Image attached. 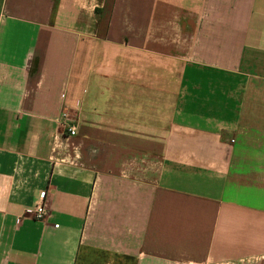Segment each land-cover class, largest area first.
<instances>
[{
  "label": "crops",
  "instance_id": "crops-1",
  "mask_svg": "<svg viewBox=\"0 0 264 264\" xmlns=\"http://www.w3.org/2000/svg\"><path fill=\"white\" fill-rule=\"evenodd\" d=\"M105 7L0 0V264H264V0Z\"/></svg>",
  "mask_w": 264,
  "mask_h": 264
},
{
  "label": "built area",
  "instance_id": "built-area-1",
  "mask_svg": "<svg viewBox=\"0 0 264 264\" xmlns=\"http://www.w3.org/2000/svg\"><path fill=\"white\" fill-rule=\"evenodd\" d=\"M60 121L65 127V130L68 132L69 136H73L75 134L74 126L72 124L69 115L66 112H63L60 116ZM44 194V192H41ZM33 217L36 220H41L48 214V209L46 208L44 202L37 204L34 209L32 210Z\"/></svg>",
  "mask_w": 264,
  "mask_h": 264
},
{
  "label": "trees",
  "instance_id": "trees-1",
  "mask_svg": "<svg viewBox=\"0 0 264 264\" xmlns=\"http://www.w3.org/2000/svg\"><path fill=\"white\" fill-rule=\"evenodd\" d=\"M111 2H112V0H106V7H105L106 9H104L103 11L101 10V11H102V12H107L108 9H109L108 6L110 5ZM107 7H108V8H107ZM98 11H99V10H98ZM98 11H97V12H98ZM99 12H100V11H99Z\"/></svg>",
  "mask_w": 264,
  "mask_h": 264
}]
</instances>
